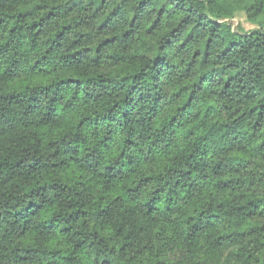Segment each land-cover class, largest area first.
I'll use <instances>...</instances> for the list:
<instances>
[{
	"label": "trees",
	"instance_id": "1",
	"mask_svg": "<svg viewBox=\"0 0 264 264\" xmlns=\"http://www.w3.org/2000/svg\"><path fill=\"white\" fill-rule=\"evenodd\" d=\"M0 264H264V0H0Z\"/></svg>",
	"mask_w": 264,
	"mask_h": 264
},
{
	"label": "rangeland",
	"instance_id": "2",
	"mask_svg": "<svg viewBox=\"0 0 264 264\" xmlns=\"http://www.w3.org/2000/svg\"><path fill=\"white\" fill-rule=\"evenodd\" d=\"M225 21H227L231 25L232 29L235 32H248L252 29L258 28L252 21H249L245 17V15H239L234 18H227L225 19Z\"/></svg>",
	"mask_w": 264,
	"mask_h": 264
}]
</instances>
